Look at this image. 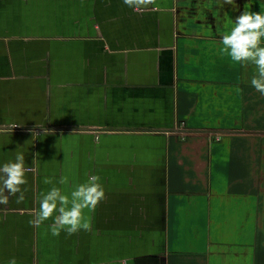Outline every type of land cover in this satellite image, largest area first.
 I'll use <instances>...</instances> for the list:
<instances>
[{
  "label": "crops",
  "instance_id": "0c3cea01",
  "mask_svg": "<svg viewBox=\"0 0 264 264\" xmlns=\"http://www.w3.org/2000/svg\"><path fill=\"white\" fill-rule=\"evenodd\" d=\"M247 3L0 0V163L26 176L0 264H264V95L222 43ZM92 174L88 228L53 235L42 194Z\"/></svg>",
  "mask_w": 264,
  "mask_h": 264
},
{
  "label": "clouds",
  "instance_id": "9594fccd",
  "mask_svg": "<svg viewBox=\"0 0 264 264\" xmlns=\"http://www.w3.org/2000/svg\"><path fill=\"white\" fill-rule=\"evenodd\" d=\"M235 4V0H227ZM252 0H248L250 8ZM233 27L222 36L224 50L234 62H250L256 65L257 75L252 77V85L264 95V12L243 10L233 21L225 17ZM25 154L16 151L14 159L0 163V203H7L9 196L19 193L17 200H22L21 185L26 183ZM66 177L61 178L63 184ZM52 178L45 177V183H51ZM105 189L98 174H92L81 183L75 184L70 193L63 192L53 185L42 194L37 212V221L53 217L50 231L58 235L61 229L71 234L81 228H88L85 209H94L104 198ZM56 212L58 215L53 216Z\"/></svg>",
  "mask_w": 264,
  "mask_h": 264
}]
</instances>
